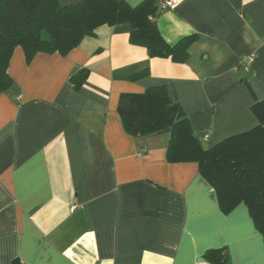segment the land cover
<instances>
[{
    "label": "crops",
    "instance_id": "1",
    "mask_svg": "<svg viewBox=\"0 0 264 264\" xmlns=\"http://www.w3.org/2000/svg\"><path fill=\"white\" fill-rule=\"evenodd\" d=\"M176 1L157 24L170 44L198 36L183 64L151 58L125 25L67 54L15 49L0 94V264H197L219 248L264 264L247 206L225 214L197 163L168 161V133L133 136L119 114L122 94L165 86L205 146L258 125L264 0Z\"/></svg>",
    "mask_w": 264,
    "mask_h": 264
},
{
    "label": "trees",
    "instance_id": "2",
    "mask_svg": "<svg viewBox=\"0 0 264 264\" xmlns=\"http://www.w3.org/2000/svg\"><path fill=\"white\" fill-rule=\"evenodd\" d=\"M69 0H0V94L14 86L9 73L11 57L22 47L31 60L37 53L67 54L97 28L125 25L132 45L144 47L151 58L186 63L198 36L183 37L170 44L161 34L157 18L163 11L159 0H144L131 6L125 0H80L62 8ZM150 74L135 73L133 80ZM89 76L87 69L74 76L79 88ZM119 114L126 131L133 136L168 133L170 163H197L201 176L216 192L221 210L232 212L245 204L264 239V100H256L252 111L258 125L213 145L205 146L194 133L181 104L165 86L144 93H124ZM203 258L210 264H231L227 248L210 249Z\"/></svg>",
    "mask_w": 264,
    "mask_h": 264
},
{
    "label": "built area",
    "instance_id": "3",
    "mask_svg": "<svg viewBox=\"0 0 264 264\" xmlns=\"http://www.w3.org/2000/svg\"><path fill=\"white\" fill-rule=\"evenodd\" d=\"M177 6V1L176 0H162L160 2V7L165 10V9H174ZM209 135H206L205 138L208 139ZM197 264H210L209 262L203 260L199 261Z\"/></svg>",
    "mask_w": 264,
    "mask_h": 264
},
{
    "label": "water",
    "instance_id": "4",
    "mask_svg": "<svg viewBox=\"0 0 264 264\" xmlns=\"http://www.w3.org/2000/svg\"><path fill=\"white\" fill-rule=\"evenodd\" d=\"M80 3V0H69V1H61L60 5L62 8H66L69 6H75ZM205 260L204 258H200V261Z\"/></svg>",
    "mask_w": 264,
    "mask_h": 264
}]
</instances>
